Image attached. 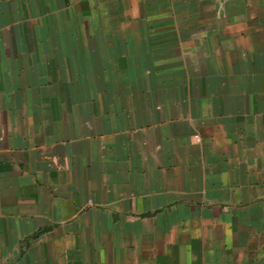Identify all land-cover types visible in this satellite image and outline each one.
Wrapping results in <instances>:
<instances>
[{
	"label": "crops",
	"instance_id": "1",
	"mask_svg": "<svg viewBox=\"0 0 264 264\" xmlns=\"http://www.w3.org/2000/svg\"><path fill=\"white\" fill-rule=\"evenodd\" d=\"M0 264H264V0H0Z\"/></svg>",
	"mask_w": 264,
	"mask_h": 264
},
{
	"label": "trees",
	"instance_id": "2",
	"mask_svg": "<svg viewBox=\"0 0 264 264\" xmlns=\"http://www.w3.org/2000/svg\"><path fill=\"white\" fill-rule=\"evenodd\" d=\"M41 231H43V230H39V231L37 232V234L40 233Z\"/></svg>",
	"mask_w": 264,
	"mask_h": 264
}]
</instances>
